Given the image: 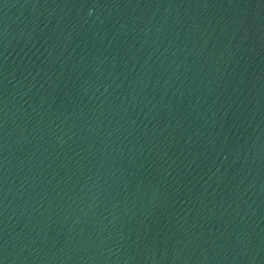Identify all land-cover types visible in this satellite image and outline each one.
I'll return each mask as SVG.
<instances>
[{
	"label": "water",
	"instance_id": "95a60500",
	"mask_svg": "<svg viewBox=\"0 0 264 264\" xmlns=\"http://www.w3.org/2000/svg\"><path fill=\"white\" fill-rule=\"evenodd\" d=\"M0 264H264V0H0Z\"/></svg>",
	"mask_w": 264,
	"mask_h": 264
}]
</instances>
